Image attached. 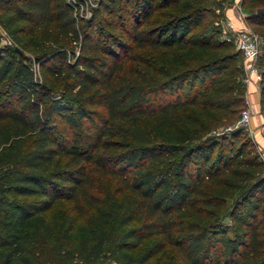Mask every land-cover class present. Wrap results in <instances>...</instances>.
I'll return each instance as SVG.
<instances>
[{
  "label": "trees",
  "instance_id": "16d2710c",
  "mask_svg": "<svg viewBox=\"0 0 264 264\" xmlns=\"http://www.w3.org/2000/svg\"><path fill=\"white\" fill-rule=\"evenodd\" d=\"M208 2L79 19L69 0H0V264H264V161L242 128L211 134L247 87ZM55 118L89 123L75 140ZM61 200L75 214L49 218Z\"/></svg>",
  "mask_w": 264,
  "mask_h": 264
},
{
  "label": "rangeland",
  "instance_id": "374dc122",
  "mask_svg": "<svg viewBox=\"0 0 264 264\" xmlns=\"http://www.w3.org/2000/svg\"><path fill=\"white\" fill-rule=\"evenodd\" d=\"M73 4L76 6V13L78 15L79 19H87L94 15L95 10L98 8L100 0H71ZM240 3L241 6H243V9L247 15H250L251 13L258 12L259 8L264 7L260 3L259 0H209L208 4L210 5V8L212 10V15L209 16V19L216 20V22L219 25V28L221 29V38L227 41V36H231V32L228 26V23L231 18L232 14V8L236 3ZM249 26L252 28V30L260 37V45H261V54L264 55V25H257L254 23H251L247 21ZM10 38L9 34L0 26V46H4V39ZM235 49L236 45L234 44ZM16 47V46H15ZM24 55L29 59L30 64L36 69V65L34 64V55L31 51H24ZM259 60V59H258ZM244 63V60H243ZM245 81V79H244ZM246 82V81H245ZM247 90H246V99L248 96V83H245ZM261 85V84H260ZM245 102L239 110L234 113V116L232 117V120L229 122H224L214 128L211 132V134H221V135H227L232 130H229L230 127H233L238 120L241 118V114L243 109L247 107V102ZM100 110V109H98ZM260 114L264 117V111H263V105L261 102V96L260 100L257 103V111L253 108V117L251 120V124L249 126H243L239 127L238 129L242 128L243 134L242 139L243 140H250V142L255 147L258 155L260 158L264 161V120L263 124H256L254 122V116ZM55 123L58 128L60 127H67V130L71 137H73L75 140L80 139L81 135L84 134V130H86V125L89 122H82L79 125L75 126L74 124H70V122L67 120V118H55ZM255 125H258L255 126ZM264 169V167H263ZM4 173V168H0V177ZM264 173V172H263ZM99 187L102 191H105L106 189H109V180L107 178H101L99 181ZM65 214H75L73 210H71V203L66 200H61L53 205V207L47 212V216L49 218H56L59 219L62 215ZM93 212L89 211L86 215L81 216L78 219L77 227H79L82 224L88 223L92 219ZM226 221L230 224H232V221L229 218H226ZM151 242V239L147 240L145 245H148ZM173 255V250L170 249L168 252V255H163V263L170 260ZM110 257L106 258L104 260V264H111Z\"/></svg>",
  "mask_w": 264,
  "mask_h": 264
},
{
  "label": "built area",
  "instance_id": "2783aa9c",
  "mask_svg": "<svg viewBox=\"0 0 264 264\" xmlns=\"http://www.w3.org/2000/svg\"><path fill=\"white\" fill-rule=\"evenodd\" d=\"M71 2V0H69ZM73 3V2H71ZM76 7V6H75ZM232 11L236 19L241 23L238 26L233 18H230L228 23L231 36H227V41H230L236 45V48L240 50L244 55V70H245V81L250 84L260 86L262 73L258 65V59L261 55L260 37L252 30L247 22V13H245L243 6L240 3H236ZM4 44L14 45L10 38L4 39ZM247 107L243 109L241 118L238 122L230 127L229 130H235L239 127L249 126L253 117V105L247 96L246 99ZM264 172V169H263Z\"/></svg>",
  "mask_w": 264,
  "mask_h": 264
},
{
  "label": "crops",
  "instance_id": "0c3cea01",
  "mask_svg": "<svg viewBox=\"0 0 264 264\" xmlns=\"http://www.w3.org/2000/svg\"><path fill=\"white\" fill-rule=\"evenodd\" d=\"M231 18H233V20L236 22V24L238 26H241V23L236 19L234 13L232 12L231 14ZM249 89H248V96L252 102L253 108L255 111H257V103L260 100V96H261V86H257L255 84H250L248 85ZM263 120L264 117L263 115L261 116L260 114L254 116V122L256 124H263ZM258 127V125H255Z\"/></svg>",
  "mask_w": 264,
  "mask_h": 264
},
{
  "label": "water",
  "instance_id": "95a60500",
  "mask_svg": "<svg viewBox=\"0 0 264 264\" xmlns=\"http://www.w3.org/2000/svg\"><path fill=\"white\" fill-rule=\"evenodd\" d=\"M258 12H264V7L259 8V9H258ZM15 49L18 50V47H15Z\"/></svg>",
  "mask_w": 264,
  "mask_h": 264
}]
</instances>
